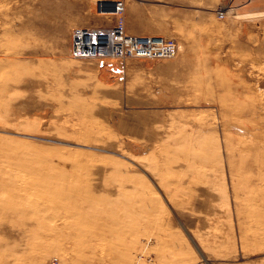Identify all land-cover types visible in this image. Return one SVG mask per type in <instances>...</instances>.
Returning a JSON list of instances; mask_svg holds the SVG:
<instances>
[{
  "label": "rangeland",
  "instance_id": "374dc122",
  "mask_svg": "<svg viewBox=\"0 0 264 264\" xmlns=\"http://www.w3.org/2000/svg\"><path fill=\"white\" fill-rule=\"evenodd\" d=\"M97 1L0 0V264H264V0H122L175 56L75 59Z\"/></svg>",
  "mask_w": 264,
  "mask_h": 264
},
{
  "label": "built area",
  "instance_id": "2783aa9c",
  "mask_svg": "<svg viewBox=\"0 0 264 264\" xmlns=\"http://www.w3.org/2000/svg\"><path fill=\"white\" fill-rule=\"evenodd\" d=\"M109 8V9H108ZM96 12L113 15L114 24L104 29L74 28L71 32L70 54L74 58L162 60L173 57L176 42L162 36H142L125 31L124 2L122 0L97 1Z\"/></svg>",
  "mask_w": 264,
  "mask_h": 264
},
{
  "label": "bare ground",
  "instance_id": "6f19581e",
  "mask_svg": "<svg viewBox=\"0 0 264 264\" xmlns=\"http://www.w3.org/2000/svg\"><path fill=\"white\" fill-rule=\"evenodd\" d=\"M236 1V0H235ZM242 0H239L238 2L236 1V3L234 4H230L229 6H221V10H225L226 13L229 15V14H234L235 16H238L240 14V10H241V6H240V2ZM253 1H256V0H250L249 2H253ZM234 2V1H233ZM249 6V5H248ZM244 7V6H243ZM220 8V7H219ZM233 15V16H234ZM78 28V27H77ZM144 36V35H142ZM177 46V45H176ZM178 49V48H177ZM177 52V50H176ZM176 54V53H175ZM175 54L173 55V57L175 56ZM74 58V57H73ZM103 58H114V57H103ZM172 58V57H171ZM75 59H80V58H75ZM170 59V58H169ZM163 60V59H162Z\"/></svg>",
  "mask_w": 264,
  "mask_h": 264
}]
</instances>
